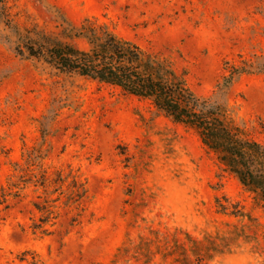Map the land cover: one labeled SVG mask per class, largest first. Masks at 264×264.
I'll list each match as a JSON object with an SVG mask.
<instances>
[{"label":"rangeland","instance_id":"374dc122","mask_svg":"<svg viewBox=\"0 0 264 264\" xmlns=\"http://www.w3.org/2000/svg\"><path fill=\"white\" fill-rule=\"evenodd\" d=\"M109 32L264 145V0H0V264H264V197L196 129L57 64Z\"/></svg>","mask_w":264,"mask_h":264},{"label":"trees","instance_id":"16d2710c","mask_svg":"<svg viewBox=\"0 0 264 264\" xmlns=\"http://www.w3.org/2000/svg\"><path fill=\"white\" fill-rule=\"evenodd\" d=\"M90 32L93 38L95 33ZM53 54L62 68L75 69L101 82L119 86L128 93L152 99L159 109L176 121L196 129L203 143L218 154L224 168L264 197V145L227 119L224 108L204 107V102H200L183 80L159 59L112 32L107 33L100 46L93 45L90 50L66 44L55 48ZM225 69L228 72L224 75V84L231 83L238 74L251 72L233 60H226ZM57 175L61 181L62 173ZM77 182L74 178L73 183ZM15 184V181L10 182L9 188L20 187ZM81 193L77 191L75 195ZM7 195L0 181V203ZM36 207L43 215L47 213L43 203H37ZM42 226V223H35L33 228Z\"/></svg>","mask_w":264,"mask_h":264}]
</instances>
